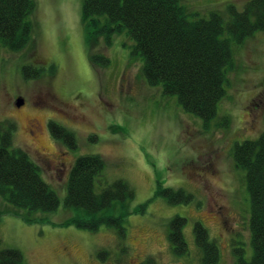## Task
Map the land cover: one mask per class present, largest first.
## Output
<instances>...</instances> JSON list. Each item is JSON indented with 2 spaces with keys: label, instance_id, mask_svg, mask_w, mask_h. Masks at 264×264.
Listing matches in <instances>:
<instances>
[{
  "label": "rangeland",
  "instance_id": "374dc122",
  "mask_svg": "<svg viewBox=\"0 0 264 264\" xmlns=\"http://www.w3.org/2000/svg\"><path fill=\"white\" fill-rule=\"evenodd\" d=\"M249 1L180 0L196 17L216 12L225 21L230 7L241 11ZM35 2L33 41L20 52L0 44V127L14 124L13 146L27 151L59 205L52 212L32 213L30 223L0 197V251L17 249L25 264H141L148 257L157 264H201L193 233L199 222L218 246V264H235V247L249 261L250 201L244 171L234 165L232 152L235 143L255 140L264 129V32L232 44L226 95L205 128L199 117L183 111L176 96L146 84L142 58L132 53L134 42L125 30L106 36L88 29L83 0ZM92 54L106 57L108 64L92 61ZM24 66L40 71L39 76L25 78ZM21 98L25 107L18 109ZM50 122L73 133L74 149L52 136ZM86 155L104 161L95 193L119 179L134 191L125 207L113 204L96 214L128 213L126 255L114 228L103 224L92 232L64 224L88 218L64 205L70 169ZM157 181L192 194L193 200L168 203L155 196ZM174 216L186 220L185 256H176L167 239ZM101 250L109 253L106 261L97 256Z\"/></svg>",
  "mask_w": 264,
  "mask_h": 264
},
{
  "label": "trees",
  "instance_id": "16d2710c",
  "mask_svg": "<svg viewBox=\"0 0 264 264\" xmlns=\"http://www.w3.org/2000/svg\"><path fill=\"white\" fill-rule=\"evenodd\" d=\"M35 0H0V44L11 52H20L33 41L30 16ZM82 18L88 29L110 36L125 30L133 40V54L142 58L146 84L161 86L164 95H174L183 111L199 117L207 128L216 117L217 105L226 95L227 73L233 68L232 44L242 45L247 37L264 32V0H250L241 11L229 8V17L212 12L207 18L188 12L180 0H83ZM92 61L108 64L103 56L91 55ZM53 70V68L51 69ZM25 78H36L40 71L24 66ZM264 119V114H263ZM222 122L228 126V118ZM14 124L0 127V197L16 209V215L34 222V212H52L59 205L56 193L43 181L38 166L26 150L13 146ZM53 137L71 149L76 147L74 135L64 127L50 122ZM233 162L244 171L250 201L249 233L252 257H243L241 248H232L235 264H264V129L255 140L235 143ZM104 161L99 155L78 157L68 177L64 205L81 209L88 216L74 217L65 225H75L92 232L101 225L115 229L122 241L121 253L128 248L125 214L96 216L119 204L122 207L134 198V191L122 179L106 185L95 193V181L102 177ZM155 196L170 204H188L192 194L181 189L163 187L156 182ZM22 211V212H20ZM63 224V225H64ZM186 220L170 219L167 239L176 256L188 255L183 236ZM194 241L200 252L201 264H218L219 249L209 238L204 226H193ZM100 260L109 253L98 251ZM0 264H25L17 249L0 251ZM141 264H157L152 257Z\"/></svg>",
  "mask_w": 264,
  "mask_h": 264
},
{
  "label": "water",
  "instance_id": "95a60500",
  "mask_svg": "<svg viewBox=\"0 0 264 264\" xmlns=\"http://www.w3.org/2000/svg\"><path fill=\"white\" fill-rule=\"evenodd\" d=\"M22 105H23V100H22V99L18 100V102H17V107H20V106H22Z\"/></svg>",
  "mask_w": 264,
  "mask_h": 264
},
{
  "label": "flooded vegetation",
  "instance_id": "af4514ba",
  "mask_svg": "<svg viewBox=\"0 0 264 264\" xmlns=\"http://www.w3.org/2000/svg\"><path fill=\"white\" fill-rule=\"evenodd\" d=\"M38 62V61H37ZM44 63H45V61H44ZM22 99V98H21ZM23 100V99H22ZM23 107H25V102H24V100H23V105L22 106H20V107H18V109H21V108H23Z\"/></svg>",
  "mask_w": 264,
  "mask_h": 264
}]
</instances>
